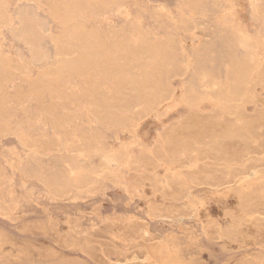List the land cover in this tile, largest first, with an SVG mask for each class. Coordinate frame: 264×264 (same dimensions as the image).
<instances>
[{
  "label": "rangeland",
  "instance_id": "rangeland-1",
  "mask_svg": "<svg viewBox=\"0 0 264 264\" xmlns=\"http://www.w3.org/2000/svg\"><path fill=\"white\" fill-rule=\"evenodd\" d=\"M182 4L183 0H105L103 8L78 7L76 22L86 24L103 45L130 44L137 48L147 41L166 62L160 105L147 106L139 90L131 88L127 105L110 108L108 99L113 89L109 82H100L103 95L93 104L84 93L87 79L80 80L75 74L51 82L50 92L40 95L31 91L26 72L36 78L38 71L53 66L57 52L74 51L72 44L57 41L63 28L52 21V14L57 10L61 15L63 7L55 0H0L5 17L0 19V55L14 71L7 74L6 96L0 93V209L9 216L0 213V264H126L125 258L134 254L144 261L129 264H236L246 259L264 264V248L245 245L231 231L229 220L236 209L232 192L206 196L193 184L195 177L185 171L209 162L208 150L201 145L195 147L194 154L176 155L170 168L160 161L162 169L152 180H146L147 173L140 167L121 168L118 174L102 173L89 188L72 187L64 197L43 184V179H48L50 186L61 184L72 168L98 171L122 150L138 161L157 158L167 147L177 149V142L169 136L185 124L194 109L208 121L223 120L218 103L211 105L208 97L214 93L218 97L220 90H237L239 78L231 70L240 59L247 60V53L231 42V32L220 20L231 17L264 52V0H207L203 16H190ZM148 58L144 56L145 63ZM144 62L137 65L123 59L118 64L137 73ZM253 82L249 92L254 100L243 105V117L235 119V126L248 127L254 114L264 109V80ZM188 97H192V105ZM90 132L98 134L93 146L87 139ZM261 136L241 164H230L226 156L210 164V178L220 182L254 167L264 177ZM139 185H143L140 195L127 192ZM173 186L204 201L206 217L198 220L188 215L185 199H165L163 194ZM259 192L264 197V185ZM148 204L157 211L180 207L187 214L181 218L169 213V219H150ZM206 219L216 223L220 234L208 238L203 225ZM98 241L106 242L101 246Z\"/></svg>",
  "mask_w": 264,
  "mask_h": 264
},
{
  "label": "bare ground",
  "instance_id": "bare-ground-1",
  "mask_svg": "<svg viewBox=\"0 0 264 264\" xmlns=\"http://www.w3.org/2000/svg\"><path fill=\"white\" fill-rule=\"evenodd\" d=\"M55 1L58 5L63 7V13L61 15L57 12V10L56 11L52 10L53 11L52 16L54 19L52 21H55L59 26L63 28V31L60 34V36L58 38L56 37L57 41H59L64 45L72 44L74 47V51L72 50L73 51L72 53L70 52L64 53L63 50L61 52H57L54 55L53 62L51 63V65L53 66L52 67L48 66L49 68L38 71L36 78H31L29 72H26L27 81L31 91H33L35 94H40V95L43 94L44 92H50L49 85L51 82L56 81L65 75L75 74L78 77H80V80H82L84 77L87 79L88 89L84 93L88 94L90 98H92L93 104L96 101L95 98L101 97L103 95L100 87L101 81L109 82L112 86L111 89H113L112 91L113 94L112 97L108 99L110 105L112 106L110 108L117 107L118 105L121 104L127 105L129 102L128 94L131 88L139 90L140 98L147 106H158L161 104L162 98L164 96V94H162L163 85H161V79H162L163 70L166 67V62L165 60L160 58L159 53L155 49L150 47L147 41L143 46L137 48L130 44H112L110 46H105L98 40L94 32L86 28V24L84 23L79 24L78 22H76L77 21L76 10L78 9V7L80 6L98 7L102 5L103 8V4L105 3V0H80V1L55 0ZM206 1L207 0H183L182 6L190 14V16H193L195 14L203 16L204 4L206 3ZM219 1L220 0H215V2H219ZM57 9L59 8L57 7ZM2 17H4V15L3 12L0 11V19ZM183 21H184L183 19L179 20V22H183ZM220 23L223 28L230 30L231 42L233 44L235 43L236 45L243 47L247 53V60H245L246 62L243 60H242L243 62H241L240 59L239 61L240 63L238 62L235 63V67L231 70L232 73L237 75L239 78V84L237 90L234 91L232 89L234 92H229V93L227 91L225 92L220 90L217 94L218 97H214L215 93L214 95H209L208 97L211 105L218 103L219 106L218 109L222 112L224 117L222 121L219 120L208 121L205 119V117H203V115L199 111L194 109V111L190 114L186 122H184L185 124L184 125L182 124L183 126L181 128L176 129L175 131L173 130L172 131L173 133L171 135L169 133L170 135L169 137L173 141H176L178 144L177 149L172 147L171 145L169 146L170 148L172 147L173 150L176 149V152L174 151L175 153L171 151L172 149H169L167 147V150H165L163 154H161L157 158L154 159L144 158V160L136 161L134 160V158H132V156H130L127 150L126 152L125 150L124 151L122 150V153L118 155V157L116 158L113 157V159L110 162L105 164V166H103L98 171L91 168L90 169L72 168L70 172L65 175L61 184L57 186L55 185L50 186L48 179H43V184L49 186L50 190L56 194H59L60 197V195L63 196L66 193L68 194L69 190L72 187H79L80 189V186H82V188H84V186L85 188H87L86 186H88L89 188V185L91 186L92 184L97 182L99 176L102 175V173L114 174L117 171L119 172L121 168L132 169V167L134 168L140 167V169L142 168L147 173L146 180L147 179L152 180L154 178L155 172L157 170L159 171V169H162V167L160 168V164H159L160 161L163 160L165 164L167 163L169 165L168 168H170L171 162L175 160L176 155L194 154L196 152L195 147L197 145H201L203 146V148H206V150H208L207 156L209 157V162L207 161L206 164L203 165H193V167H190L188 168V170L186 169L185 171L195 177L196 181L193 184L195 186L201 187L202 191L206 194V196H209L211 194L218 195L221 193L223 195H226L232 192V196L236 200V209L232 219L229 220L231 231L233 229L236 234V236L235 235L234 236L237 237V239H239L245 245H252V246H256V247L258 246L264 248V197L259 192V188L262 185H264V177L261 176V173L258 171V168L254 167L246 172L242 171L241 173H236L235 171H233L235 173L233 174L231 173L232 175L230 176V178L224 181L220 180V182L216 181V177L210 178V164L213 165L218 161L223 160L225 156L227 157L226 159L230 164H241L246 154L251 152L252 143L255 140H258L261 135H264V109L259 114H256V116L254 114L255 118L252 115L254 119L253 122L251 121L248 127L246 126L240 127L234 125V121L236 118L243 117V113H242L243 105L244 104L246 105V103L249 102V99L252 100V98H250V92H249L250 86L252 85L251 83L253 81H254L253 83L256 82L259 83L260 81L264 80V52L261 51L262 48H260L258 41L256 42V40L253 41L252 39H250L248 35L245 34L241 30V28L238 27V25H236V23L234 22L233 19H231V17L221 18ZM68 49L67 51L70 50ZM144 56L145 57L149 56L146 63L144 62ZM123 59L130 62H136V64L137 63L141 64V62L143 61L144 66L141 69V71L137 73H134L130 68H128L127 70L126 69L123 70V68H120L118 64L119 61ZM12 67L13 65L0 55V93L1 94L5 95L6 93L5 83L7 81V74L10 71L14 72L12 71ZM200 83H202V81ZM207 84L205 86H207ZM200 85L204 87L203 83ZM209 92L213 94L212 90ZM188 98H189L188 103L192 105V102H194V101L191 102L192 97H188ZM93 111H95V108ZM245 118L247 119V117ZM97 137L98 134L96 132L88 133L87 139L91 146L95 145V141L97 140ZM210 154L211 156H213L212 163H210ZM179 167H180L179 168L180 171L181 166ZM181 171H180V175H181ZM208 172L209 175L207 174L208 176L205 177V174ZM157 177L158 175L156 176V178ZM142 179H143L142 182L144 183L145 178ZM156 180L158 181V179ZM167 180L169 181V179ZM2 182H3V173L0 172V184ZM164 184L162 185V187L165 186ZM142 186L139 185V188L137 187V189L128 187L129 189L127 188L128 189L127 192H129V194L133 193V195L134 193L140 195L139 191L140 189H142ZM219 186H223V188L221 190L217 189ZM166 191L167 193L163 194L165 196L164 197L165 199L167 197H173L175 201H180L182 199H185V207L187 208V210L190 211L188 215L195 217L198 220H201L204 217H206L203 208L204 201L202 202L200 199H197L194 196L186 195L185 190L183 191L179 190V188L176 186H173ZM59 197L57 195V198ZM173 208H174L173 211L170 212H168L169 210L168 211L166 209L164 210V208H161L159 209V211H157L154 209L153 205L148 204V216H149L148 218L154 219L155 217H159L161 219H169L171 216H180L182 218L187 214L186 211H183L180 207H173ZM3 211L4 210L1 211L0 209V213L4 217L8 218L9 217L7 214L8 211L7 213L6 211H4L5 213H3ZM169 213H172L171 216L168 215ZM203 225L207 231L208 238H213L216 235L220 234L218 228H216L215 222L206 219ZM106 227H108V225ZM112 228L110 229L112 230ZM121 229L119 228V230ZM125 234L123 233V235ZM101 237L102 236H100V238ZM103 239L106 240L105 237ZM130 239L131 238H129V240ZM105 242L103 243L102 241L103 244H101V242L99 243L98 241V243L101 244V246L105 245ZM106 260H108V258H106ZM255 260L246 259V261H239L236 264H257ZM137 261H144V258L136 254L128 255L125 258L124 262L126 264H129Z\"/></svg>",
  "mask_w": 264,
  "mask_h": 264
}]
</instances>
